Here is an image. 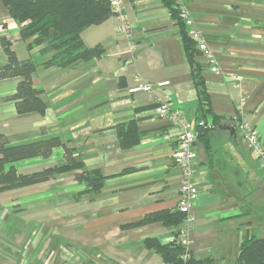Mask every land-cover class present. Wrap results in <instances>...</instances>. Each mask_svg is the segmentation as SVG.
<instances>
[{
    "label": "crops",
    "instance_id": "obj_1",
    "mask_svg": "<svg viewBox=\"0 0 264 264\" xmlns=\"http://www.w3.org/2000/svg\"><path fill=\"white\" fill-rule=\"evenodd\" d=\"M207 42L221 73L199 51L195 61L210 98L206 120L219 117L205 140L198 138L192 181L199 187L189 248L204 264H237L247 234L264 236V167L248 149L233 116L253 125L264 141V0H178ZM129 25L119 30L116 14L86 27L81 36L104 55L70 67L42 65L51 53L30 48L21 24L0 0V65L8 61L7 39L19 59L39 66L34 86L48 104L44 114H19L13 100L22 77L0 80V133L10 144L59 136L83 156L87 170L105 175L97 193H84L77 171L46 182L0 189V264H170L148 248L146 238L167 243L181 229L149 213L177 210L182 184L173 153L177 127L157 115V99L196 125L200 97L184 45L188 27L163 0H120ZM240 80L233 82L232 78ZM136 77L169 80L156 94H129ZM135 119L140 142L120 146L116 126ZM1 155V153H0ZM64 163L63 147L51 156L14 162L18 173ZM11 164L6 165L9 169Z\"/></svg>",
    "mask_w": 264,
    "mask_h": 264
},
{
    "label": "trees",
    "instance_id": "obj_2",
    "mask_svg": "<svg viewBox=\"0 0 264 264\" xmlns=\"http://www.w3.org/2000/svg\"><path fill=\"white\" fill-rule=\"evenodd\" d=\"M6 5L9 14L21 24L22 39L29 41L28 46H40L43 53L51 56L42 63L45 67H70L83 60L99 58L104 55L101 47H89L84 42L82 31L94 24L103 22L115 14L112 0H1ZM170 9L171 15L181 21L182 4L178 0H163ZM184 45L193 66L194 82L200 97V118L206 120L205 111L209 110L210 98L202 76V68L195 61V54L200 50L197 41L189 35L188 29L183 34ZM2 45L8 56V61L0 65V80L10 77H22L14 94L1 100H13L19 114L38 112L44 114L48 108L42 98L41 91L32 82V74L38 64L32 59H19L7 39ZM241 119V118H240ZM219 117L212 121L217 125ZM198 138L205 140L210 131L196 123ZM120 146L130 149L140 142L141 131L135 119L116 126ZM56 147L64 149V163L31 173H18L14 162L41 156L48 158ZM0 189L31 186L46 182L59 173L77 171L75 178L85 183L84 193H97L101 190L105 175L99 169L87 170L81 153L68 146L59 136H51L20 144H10L5 135L0 133ZM11 164L9 169L6 165ZM183 213L163 210L147 214L141 222L161 221L171 227L181 225ZM180 230L172 241L164 243L157 238H146V248L159 253L164 261L170 264H204L205 259L195 257L190 248L183 245L179 238ZM188 254V256L186 255ZM237 264H264V236L257 237L247 234L241 244Z\"/></svg>",
    "mask_w": 264,
    "mask_h": 264
},
{
    "label": "built area",
    "instance_id": "obj_3",
    "mask_svg": "<svg viewBox=\"0 0 264 264\" xmlns=\"http://www.w3.org/2000/svg\"><path fill=\"white\" fill-rule=\"evenodd\" d=\"M112 6L115 14L120 20L119 30L125 34L129 32V25L125 22L126 19L121 13L120 0H112ZM180 17L184 20L188 27L189 35L196 41L199 50L206 56L211 62V71L214 73H221L220 68L215 63L207 42L199 33L194 20L190 17L186 8L181 6ZM233 82L239 81V76L232 78ZM170 81H162L158 83L146 82L136 77V83L129 87L128 93L133 95L137 93H148L150 95H157V87H166L170 85ZM155 110L159 117L166 118L173 125L177 127V145L173 153L174 162L181 170L182 184L180 188L178 209L183 213L184 218L181 223V229L179 232V238L183 245L189 248L190 237L189 233L194 226L195 217L193 214V208L199 197V187L192 181L193 176V161L198 156V150L196 143L198 140V131L196 125L185 120L179 111L171 107L168 103L157 99ZM199 126L212 130L216 125L212 121H197ZM234 125L240 127L245 133L248 149L256 156L258 161L264 167V141L256 128L248 123H243L240 119V115L233 116ZM188 256V254H186Z\"/></svg>",
    "mask_w": 264,
    "mask_h": 264
}]
</instances>
